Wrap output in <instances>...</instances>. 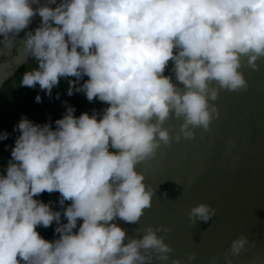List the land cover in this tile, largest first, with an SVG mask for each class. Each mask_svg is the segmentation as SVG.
Returning a JSON list of instances; mask_svg holds the SVG:
<instances>
[{
  "label": "clouds",
  "instance_id": "1",
  "mask_svg": "<svg viewBox=\"0 0 264 264\" xmlns=\"http://www.w3.org/2000/svg\"><path fill=\"white\" fill-rule=\"evenodd\" d=\"M37 14L40 26L23 49L36 67L20 86L51 96L65 80L67 95L108 107L77 117L67 106L55 128L27 117L14 128L11 159L0 169V264H167L173 249L158 235L166 229L148 225L128 237L114 221L137 224L152 206L155 189L139 163L193 139L197 128L208 131L221 89L247 90L245 58L253 70L264 62V0H0V44L11 48ZM172 117L182 119L175 136L164 127ZM44 192L71 203L54 211L35 198ZM215 214L200 203L188 215L196 225ZM53 222L59 237L49 241L36 229ZM247 243L243 234L233 240L226 264Z\"/></svg>",
  "mask_w": 264,
  "mask_h": 264
},
{
  "label": "water",
  "instance_id": "2",
  "mask_svg": "<svg viewBox=\"0 0 264 264\" xmlns=\"http://www.w3.org/2000/svg\"><path fill=\"white\" fill-rule=\"evenodd\" d=\"M40 23L37 14L11 48L0 44V86L30 57L23 50L25 35L34 33ZM258 63L260 68L253 70L245 58L240 69L247 90L221 89L218 99L210 102L218 107L219 117L208 131L197 128L193 139L162 145L154 159L136 166L155 189L152 206L137 224L114 222L128 237L142 236L148 225L166 229L158 235L173 249L167 264L173 258L188 264L190 255H195L191 264H226L232 241L242 234L248 243L231 264H264V62ZM181 123L172 117L164 127L175 136ZM200 203L210 205L216 214L211 221L194 225L188 214ZM153 264L161 262L154 259Z\"/></svg>",
  "mask_w": 264,
  "mask_h": 264
},
{
  "label": "rangeland",
  "instance_id": "3",
  "mask_svg": "<svg viewBox=\"0 0 264 264\" xmlns=\"http://www.w3.org/2000/svg\"><path fill=\"white\" fill-rule=\"evenodd\" d=\"M35 67L36 62L30 56L16 73L0 86V134L4 132L9 134L7 139L0 141V169L11 159V150L19 134L17 131H14V128H16L22 117H27L36 124L51 123L52 127L55 128V121L63 118L67 106L75 108L74 115L77 117L85 112L91 115L94 110L97 113H102L103 109L108 107L106 103L98 99L89 102L86 96L80 92H74L71 96L67 95L68 83L65 80H62L60 85L52 90L51 96L42 91L38 85L35 88L20 86L23 74L33 70ZM169 68H171V65H169ZM165 75H172V72L166 69ZM87 79L88 77L85 76L80 83L82 84ZM37 95L41 97L40 102L36 101ZM64 102H67V104ZM51 194L44 192L38 197L43 196L46 199L44 203L56 205L54 211H61L63 213V209L71 202L66 201L62 207L59 200L58 202H53L49 199V197H53V195L50 196ZM61 222H67L63 215ZM79 223H82V221H78V226ZM56 227L57 224L53 222L48 228L37 226L36 230L44 239L51 241L59 237V234L54 231Z\"/></svg>",
  "mask_w": 264,
  "mask_h": 264
},
{
  "label": "trees",
  "instance_id": "4",
  "mask_svg": "<svg viewBox=\"0 0 264 264\" xmlns=\"http://www.w3.org/2000/svg\"><path fill=\"white\" fill-rule=\"evenodd\" d=\"M53 195V197H49V199L51 200V201H53V202H58V200H59V198H60V194L58 193V192H53L50 196H52ZM36 198V197H35ZM36 199H38V200H40V201H42V202H45L46 201V199L42 196V197H38V198H36ZM50 205H51V207L53 208V210H55L56 209V205H54V204H52V203H50Z\"/></svg>",
  "mask_w": 264,
  "mask_h": 264
}]
</instances>
